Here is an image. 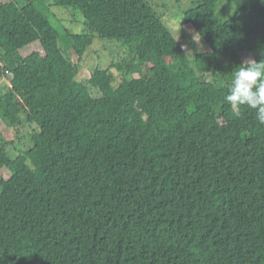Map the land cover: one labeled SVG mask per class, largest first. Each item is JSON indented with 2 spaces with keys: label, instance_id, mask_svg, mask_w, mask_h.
Listing matches in <instances>:
<instances>
[{
  "label": "trees",
  "instance_id": "obj_1",
  "mask_svg": "<svg viewBox=\"0 0 264 264\" xmlns=\"http://www.w3.org/2000/svg\"><path fill=\"white\" fill-rule=\"evenodd\" d=\"M230 1L182 12L193 63L148 0H51L84 19L63 50L42 0L0 3V119L34 127L16 158L0 145V264H264V125L224 99L241 54L264 58V0ZM97 38L129 54L117 86L66 56Z\"/></svg>",
  "mask_w": 264,
  "mask_h": 264
},
{
  "label": "rangeland",
  "instance_id": "obj_2",
  "mask_svg": "<svg viewBox=\"0 0 264 264\" xmlns=\"http://www.w3.org/2000/svg\"><path fill=\"white\" fill-rule=\"evenodd\" d=\"M10 0H1L0 3H6ZM19 4H23L24 0H16ZM153 4L158 15L162 17L165 25L171 29L175 40H177L184 51L188 54L191 63L194 62V56L209 51L208 47L204 45L202 39L194 32L191 26L184 24L182 21V12L188 9L192 0H148ZM45 7H47L48 22L57 30L58 45L63 50L67 48V40L64 39V31L67 29L72 34H79L84 30V19L77 12L68 11L56 8L51 0H42ZM235 11V6L230 0H218L214 13L221 19H228ZM119 43V44H118ZM117 41L99 40L95 39L91 46L87 48L80 61L70 50L66 51V56L77 67V80L85 85L90 78V74L95 70H108L114 77V86H117L122 80L121 74L115 68H111L113 63L122 61L128 57L126 48ZM242 62L252 59L247 53L241 54ZM226 60L225 58H222ZM137 63L135 62V65ZM139 73L131 75L133 78L146 76V68L142 64H137ZM217 78L215 73L210 74L211 78ZM0 81V90L3 92L8 80ZM89 92L93 98L100 97L95 89L89 88ZM34 127L23 123L17 131L8 126L2 119H0V145H5V150L9 158H16L17 155L26 151L30 147V135ZM9 173L5 168H0V177L7 179Z\"/></svg>",
  "mask_w": 264,
  "mask_h": 264
},
{
  "label": "clouds",
  "instance_id": "obj_3",
  "mask_svg": "<svg viewBox=\"0 0 264 264\" xmlns=\"http://www.w3.org/2000/svg\"><path fill=\"white\" fill-rule=\"evenodd\" d=\"M225 101L241 115L240 109L254 110L264 125V58L248 59L235 67Z\"/></svg>",
  "mask_w": 264,
  "mask_h": 264
}]
</instances>
